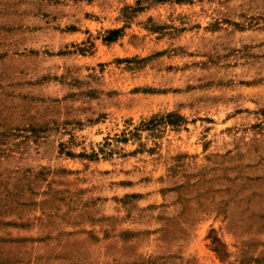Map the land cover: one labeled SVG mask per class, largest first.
Masks as SVG:
<instances>
[{"label":"rangeland","instance_id":"1","mask_svg":"<svg viewBox=\"0 0 264 264\" xmlns=\"http://www.w3.org/2000/svg\"><path fill=\"white\" fill-rule=\"evenodd\" d=\"M0 264H264V0H0Z\"/></svg>","mask_w":264,"mask_h":264}]
</instances>
